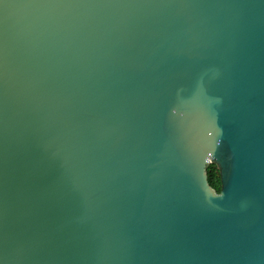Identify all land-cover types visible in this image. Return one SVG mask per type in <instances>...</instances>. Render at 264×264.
<instances>
[{
	"label": "water",
	"instance_id": "water-1",
	"mask_svg": "<svg viewBox=\"0 0 264 264\" xmlns=\"http://www.w3.org/2000/svg\"><path fill=\"white\" fill-rule=\"evenodd\" d=\"M0 264H264V0H0Z\"/></svg>",
	"mask_w": 264,
	"mask_h": 264
},
{
	"label": "trees",
	"instance_id": "trees-1",
	"mask_svg": "<svg viewBox=\"0 0 264 264\" xmlns=\"http://www.w3.org/2000/svg\"><path fill=\"white\" fill-rule=\"evenodd\" d=\"M217 166L214 163H210L207 167V179L209 184L214 188L217 192L220 191L221 184L219 174L215 173Z\"/></svg>",
	"mask_w": 264,
	"mask_h": 264
},
{
	"label": "rangeland",
	"instance_id": "rangeland-1",
	"mask_svg": "<svg viewBox=\"0 0 264 264\" xmlns=\"http://www.w3.org/2000/svg\"><path fill=\"white\" fill-rule=\"evenodd\" d=\"M215 173H216V174H219V170H218V168H216Z\"/></svg>",
	"mask_w": 264,
	"mask_h": 264
}]
</instances>
